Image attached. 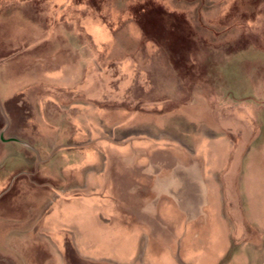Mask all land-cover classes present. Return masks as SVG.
Listing matches in <instances>:
<instances>
[{"label": "crops", "instance_id": "obj_1", "mask_svg": "<svg viewBox=\"0 0 264 264\" xmlns=\"http://www.w3.org/2000/svg\"><path fill=\"white\" fill-rule=\"evenodd\" d=\"M70 2L57 12L67 19L49 30L57 41L39 61L40 77L9 93L0 88L9 106L8 127H0V202L9 192L12 212L0 214L11 238L10 246L0 243V264H16L8 262L10 253L25 259V245L34 239L59 264H66L67 247L73 264H264V169L256 166L264 161L243 156L238 132L264 127L257 109L228 111L220 97L216 109L210 110V98L198 109L190 95L164 109L176 98L158 96L160 68L154 76L139 70L123 54L135 52L137 43L122 45L115 32L92 24L82 28L81 11ZM112 62H119L117 76L105 75ZM99 81L138 84V110L100 108ZM121 94L124 101L130 92ZM134 126L137 134H127ZM177 127L217 135L203 134L198 154L193 148L178 157V146L199 137L187 131L183 145L171 134ZM232 132L238 135L230 145ZM23 208L26 217L17 216ZM151 244L162 248L156 252Z\"/></svg>", "mask_w": 264, "mask_h": 264}, {"label": "rangeland", "instance_id": "obj_2", "mask_svg": "<svg viewBox=\"0 0 264 264\" xmlns=\"http://www.w3.org/2000/svg\"><path fill=\"white\" fill-rule=\"evenodd\" d=\"M37 1L0 0V88L3 94L20 87L26 79L40 77L39 61L42 56L49 54L50 47L52 49L57 41L56 38L48 36L49 30L55 29V20L67 19L64 15L57 16L58 9L63 4L61 2L67 3V0H51L53 3L43 4ZM70 1L71 6L76 7L78 12L81 11L82 28L92 24L93 28H105L115 32L116 41L122 45L137 43L139 48L135 52L128 51L123 54L133 57L139 70L147 75H156L155 72L160 68L163 82L157 85L160 87L156 91L158 96L162 97V101L176 98L172 105H169L170 102L164 104V109L183 105L189 95L198 109L203 99L207 98H210V110L213 107L216 109L214 99L220 97L224 99L228 111L238 108L245 114L246 111L257 109V119L264 121V0ZM22 2L28 4L23 6ZM123 33L135 35L127 37ZM110 65L105 75L117 74L119 62H112ZM118 75L123 76L119 73ZM96 86L100 108L118 110L124 107L135 113L141 105L138 84H119L114 81L106 84L100 82ZM121 91L130 92L124 101ZM8 107L0 99V127H8ZM136 117L130 114V118ZM176 129L171 134L176 135L183 145L189 144L182 141L187 131H192L199 137L194 143L187 145V148L178 146V157L189 154L193 148L198 154L195 145L200 142V137L203 134L205 137L216 134L203 127ZM137 132V127L134 126L127 134ZM238 132L241 143H245L241 149L243 156H252L259 159V162L263 159V162L264 127H258L250 134L245 127ZM238 132H232L233 135L229 136L230 145L235 142L234 135H238ZM121 136L122 133L116 131L114 138ZM100 138L108 137L102 132ZM230 149L227 148V154ZM241 150H237L238 155ZM163 153L165 155L166 152ZM210 153L222 154L218 148H211ZM256 166L264 169L263 163ZM260 183L264 184V181ZM11 184V181L7 182L5 189L9 190ZM260 188L264 192V186ZM8 193L0 202V214L6 217L12 215ZM259 201L260 206L262 203ZM36 202L38 199H35ZM261 207L264 209V204ZM26 212L23 208L15 214L26 217ZM8 231V227H0V243L4 246H8L7 243L10 246L11 243ZM17 246L20 250L23 249V244ZM247 246L243 245V248L246 249ZM25 247L28 249L24 254L25 259L18 260L10 253L11 260L8 262L59 264L52 253H47L45 245L35 239L28 241ZM153 247L156 252L162 248L157 244ZM242 251L245 253L246 250ZM66 252V264H73L71 247H67Z\"/></svg>", "mask_w": 264, "mask_h": 264}]
</instances>
